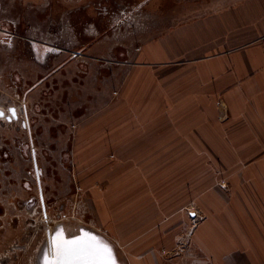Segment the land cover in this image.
<instances>
[{
  "label": "rangeland",
  "instance_id": "374dc122",
  "mask_svg": "<svg viewBox=\"0 0 264 264\" xmlns=\"http://www.w3.org/2000/svg\"><path fill=\"white\" fill-rule=\"evenodd\" d=\"M184 1L0 0V264H43L44 252L51 250V239L60 228L69 238L92 233L111 247L118 264H133L142 255L129 252L134 250L130 237L118 236L120 202L115 199L133 159L120 154L140 147L137 143L157 144L151 141L156 137L151 131L144 135L148 139L134 141L141 134L129 128L150 116V82L145 80L148 92L138 99L133 81L136 68L153 63L145 60L141 65V56L135 55L142 52L140 43L163 31L173 16L182 20ZM174 48L181 52L178 44ZM142 57L164 59L154 71L150 69L156 66L140 74L149 79L152 72L159 90L154 97L165 99L166 77L159 72L183 68L188 56ZM144 104L147 109H141ZM135 111L140 120L131 124ZM176 119L182 121L181 116ZM206 163L214 164L191 156L185 165L191 170L187 184L192 203L185 210L190 220L179 227L178 250L190 246L194 229L206 218V201H198L209 197L205 192L222 189L219 181L226 187L228 177L252 179L249 173H224L222 167L205 173L210 168ZM141 165L144 170L146 165ZM160 166L152 178L140 172L141 181L152 183L137 192L153 200L173 197L180 202L187 191L178 187L180 169ZM168 181L169 187L162 186ZM198 184H207V190ZM94 189L107 193L108 221L100 222L92 202ZM250 213L257 216L254 227L264 228V205ZM150 242L148 237L142 243ZM168 252L162 250L163 255Z\"/></svg>",
  "mask_w": 264,
  "mask_h": 264
},
{
  "label": "crops",
  "instance_id": "0c3cea01",
  "mask_svg": "<svg viewBox=\"0 0 264 264\" xmlns=\"http://www.w3.org/2000/svg\"><path fill=\"white\" fill-rule=\"evenodd\" d=\"M181 9L182 20L175 21L173 16L163 31L140 43L142 52L135 55L141 56V65L152 61L153 65L146 67L156 68L150 71L164 59L142 56L188 57L183 68L159 72L166 77L165 99L164 95L160 100L154 97L159 90L153 73L149 79L143 78L141 70L147 68L135 69L133 93L138 99L148 92L145 80L150 82V116L144 124L129 128L141 134L134 141L148 139L144 135L151 131L156 134L151 141L157 144L137 143L140 147L131 146L120 154L133 159L129 172L125 159L126 176L120 179L115 197L120 202L118 236L130 237L129 246L134 250L129 252L142 254L133 264H264V228L254 227L252 220L257 216L250 213L264 205V0H185ZM175 44L181 46V52H175ZM163 46L166 52H161ZM143 99L135 101V107ZM146 104L141 109H147ZM136 118L140 120L137 111L131 124ZM150 119L153 121L148 125ZM191 156L214 163L205 164L210 167L205 173L215 168L220 172L222 167L224 173H249L252 179L228 177L226 187L219 181L222 189L217 186L205 192L209 197L198 201H206V218L194 229L190 246L178 250L175 243L182 237L179 227L188 222L185 210L192 203L191 185L187 184L191 170L185 168ZM212 157L217 158L215 162ZM141 164L146 165L144 170ZM159 164L169 170L180 169L182 185L178 187L187 189L180 202L173 197L160 202L137 192L144 187L148 190L152 183L141 181L140 172L146 171L152 178ZM171 182L162 186L169 187ZM198 186L207 190V184ZM106 194L92 191L100 222L108 221L111 213ZM187 229L192 232L190 226ZM148 237L151 242L142 243ZM162 250L169 252L163 255Z\"/></svg>",
  "mask_w": 264,
  "mask_h": 264
},
{
  "label": "snow or ice",
  "instance_id": "6c2138e0",
  "mask_svg": "<svg viewBox=\"0 0 264 264\" xmlns=\"http://www.w3.org/2000/svg\"><path fill=\"white\" fill-rule=\"evenodd\" d=\"M14 114L15 110L10 109ZM4 116L0 111V118ZM51 257V258H50ZM43 264H117L111 247L90 233L68 239L62 228L51 239V250L44 252Z\"/></svg>",
  "mask_w": 264,
  "mask_h": 264
},
{
  "label": "water",
  "instance_id": "95a60500",
  "mask_svg": "<svg viewBox=\"0 0 264 264\" xmlns=\"http://www.w3.org/2000/svg\"><path fill=\"white\" fill-rule=\"evenodd\" d=\"M49 233V232H48ZM87 233H89V232H87ZM91 235H93L92 233H90ZM78 236H80V235H78ZM93 236H95V235H93ZM66 237V236H65ZM74 237H76V236H74ZM66 238H68V239H71V238H73V237H66ZM103 242V241H102ZM105 243V242H104ZM51 258V257H50ZM118 264V263H117Z\"/></svg>",
  "mask_w": 264,
  "mask_h": 264
},
{
  "label": "bare ground",
  "instance_id": "6f19581e",
  "mask_svg": "<svg viewBox=\"0 0 264 264\" xmlns=\"http://www.w3.org/2000/svg\"><path fill=\"white\" fill-rule=\"evenodd\" d=\"M1 109V108H0ZM2 110H3V108H2ZM96 202V201H95ZM99 203V202H98ZM101 205V204H100ZM102 206H104V205H102ZM97 207H98V205H97ZM103 209V212H105V208H102ZM102 211V210H101ZM100 213V212H99ZM101 214H102V212H101ZM102 218H103V216H102Z\"/></svg>",
  "mask_w": 264,
  "mask_h": 264
}]
</instances>
